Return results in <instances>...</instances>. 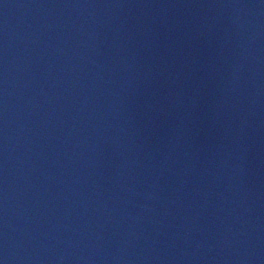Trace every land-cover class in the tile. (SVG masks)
Returning <instances> with one entry per match:
<instances>
[{
	"label": "water",
	"instance_id": "water-1",
	"mask_svg": "<svg viewBox=\"0 0 264 264\" xmlns=\"http://www.w3.org/2000/svg\"><path fill=\"white\" fill-rule=\"evenodd\" d=\"M0 264H264V0H0Z\"/></svg>",
	"mask_w": 264,
	"mask_h": 264
}]
</instances>
